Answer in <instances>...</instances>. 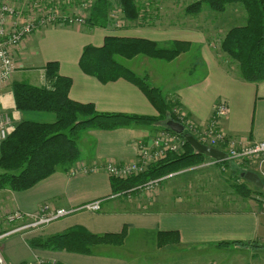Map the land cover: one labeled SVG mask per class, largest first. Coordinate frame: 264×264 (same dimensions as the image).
I'll list each match as a JSON object with an SVG mask.
<instances>
[{
  "label": "crops",
  "instance_id": "crops-1",
  "mask_svg": "<svg viewBox=\"0 0 264 264\" xmlns=\"http://www.w3.org/2000/svg\"><path fill=\"white\" fill-rule=\"evenodd\" d=\"M194 1L196 0L187 3L184 11ZM149 3L152 4L151 8L157 10L154 14L150 8L151 15H147L149 19L147 24H137L133 21L121 28L91 27L88 24L53 25L34 32L15 53L16 68L11 83L21 81L48 87L49 83L45 76L46 64L57 62L59 75L71 79L69 97L72 100L91 103L100 112L157 116L155 107L141 89L130 81L119 78L101 82L96 77L85 74L79 67L82 49L88 44L101 46L107 36L145 38L160 45L172 40L187 41L194 46H200L196 49V57L193 60L196 68L202 71L198 76L195 75L192 81L186 80L181 84L171 81L173 79H161L159 74L155 75L153 71L154 67L171 69L174 63L180 60L179 58L189 54L190 49L169 61L136 55L132 58L122 57L129 63L123 61L121 63L137 75L147 76L151 85L160 88L167 99L178 103V106L197 123H206L212 114L214 104L220 99L224 100L229 107L227 115L221 121L225 132L230 136L244 137L250 141H264V80L258 82L244 80L234 72L235 65L229 64L225 57L219 59L220 61L217 60L221 51L220 41L217 38L214 47L217 50H211L205 42L210 36L204 37L203 29L188 24L162 25L163 17H167L164 15L165 11L178 8L174 5L178 3L177 0H150ZM205 7L203 6L202 9ZM202 9L199 14L206 16ZM225 13L217 14V21L221 20ZM224 18H231L239 23L244 21L245 11L237 8L231 16L225 15ZM184 19L189 23V16ZM201 20L208 22L209 17ZM234 20L233 25L236 24ZM177 76L180 80L184 78L180 74ZM11 83L0 89V98L6 94L7 88L10 89ZM10 94L12 97L11 89ZM10 115L15 124L22 120L52 122L55 119V115L51 112L33 110L12 109ZM159 126V124L131 125L111 130L97 128L84 130L78 138L80 153L79 159L74 164L78 162L102 164L107 159L117 162L134 160L135 140L148 139L161 129ZM205 161L198 167L217 166L218 168L222 164L219 161L213 163L209 158ZM247 163L244 167L246 170L258 171L251 166L248 167ZM262 171L264 172L263 169ZM111 181L112 178L103 169L74 175L68 174L65 170H57L28 189L21 191L0 189L1 231L10 228L3 218L7 213L15 210L33 214L47 202L55 207L73 211L40 228L24 229L0 238V251L6 264L30 262L36 257L54 259L60 264H127V261L120 256L107 253L105 248L110 245H99L91 254H80L67 250L35 249L27 242L29 238L47 237L76 226L97 234L118 233L125 228V242L129 239L130 232L137 231L140 233L138 237L141 245L147 244L144 239L149 236L152 239V246L157 251L166 252L172 249V255L202 254L214 264H217V252L226 254L228 250L231 252L236 249L247 251L252 264H258L260 260L264 262V253L257 250L264 246V205L255 201L253 194L261 193L259 190L248 186L253 192L246 197L241 195L244 199L242 203L247 202L244 208L222 209L223 202H217L216 208L197 209L178 205L177 199L173 198L170 201L162 197L161 191L158 199L152 204L145 203V200L141 199L142 196H134L130 199L111 197L115 192ZM231 182L227 194L231 196L229 201L234 203L242 200V197L237 195L234 181ZM96 199L101 200L98 210L81 209L84 204ZM217 200L223 199L217 196ZM161 231H177L179 241L159 246L157 236ZM219 242L230 244L219 247L217 246ZM232 242H243L245 245L232 244ZM257 244L262 246L258 247ZM95 251L99 252L94 254Z\"/></svg>",
  "mask_w": 264,
  "mask_h": 264
},
{
  "label": "trees",
  "instance_id": "trees-1",
  "mask_svg": "<svg viewBox=\"0 0 264 264\" xmlns=\"http://www.w3.org/2000/svg\"><path fill=\"white\" fill-rule=\"evenodd\" d=\"M116 1L124 19L129 22L135 21L137 24L148 23L149 19L144 9L146 7H142L135 0ZM112 5L109 0H96L89 18L86 19L87 24L91 27H115L108 19V9ZM203 6L217 14L228 9L232 12L237 8L245 11L244 21L234 24L222 36L220 49L228 62L238 66L236 68L240 78L251 82L264 80V0H196L190 3L185 11L195 14ZM158 45L145 38L107 36L101 46L85 45L79 59L81 70L101 82L123 78L135 84L155 107L157 116L100 112L91 103L72 100L69 97L71 79L59 75L57 62L46 64L45 76L49 83L48 87L12 81L10 89L16 110L51 112L55 119L52 122L22 120L15 124L7 138L0 143V189L25 190L57 170L66 171L79 159L77 140L83 130L90 128L111 130L131 125L155 124H159V128H166L165 120L178 121L176 114L172 112L173 105L178 103L167 99L160 88L148 82L146 76L137 75L116 59L117 56L132 58L143 54L169 61L181 52L179 47L163 49ZM205 159L206 155L196 152L185 143L183 153L179 155L171 153L166 159L152 164L137 176L124 180L112 178L113 190L117 192L134 187L149 179L167 175L181 167V164L196 165L203 163ZM226 160L220 162L227 165ZM241 172H236L235 176L240 178ZM233 184L240 195L250 194L251 189L246 186L245 181ZM125 235V228L118 233L97 234L76 226L62 233L38 237L34 244L31 243L33 245L31 247L91 254L99 245L122 244ZM178 241L177 231L158 232L159 246ZM234 243L245 245L243 242H232ZM229 244L219 242L217 246Z\"/></svg>",
  "mask_w": 264,
  "mask_h": 264
},
{
  "label": "built area",
  "instance_id": "built-area-1",
  "mask_svg": "<svg viewBox=\"0 0 264 264\" xmlns=\"http://www.w3.org/2000/svg\"><path fill=\"white\" fill-rule=\"evenodd\" d=\"M96 0H0V89L10 85L16 68L15 53L19 47L36 31L53 25H82L86 15L90 13ZM121 14V8H120ZM122 15V14H121ZM115 27L121 28L124 24ZM174 113L178 121L187 127L188 133L199 142L216 147L226 153V157L238 163L252 160L264 161V141H250L244 137L228 135L221 126L229 107L224 100H218L206 123H197L189 117L180 106L175 105ZM15 123L8 110L0 111V143L7 138ZM187 141L182 134L167 128H161L148 139H136V158L125 162L107 159L102 164L78 162L66 171L70 175L91 173L103 169L111 178L124 180L145 172L152 164L157 163L169 153L181 154ZM226 158V159H227ZM210 159V158H209ZM216 162L218 160L210 159ZM206 162V161H204ZM203 164V163H201ZM168 176L153 178L134 187L114 192L111 197L149 195ZM264 180V173H262ZM101 200H93L84 204L81 209L96 211ZM264 202V196H263ZM264 205V203H261ZM72 209L55 207L51 203H43L33 214L19 210L9 212L3 221L10 228L0 230V238L24 229L40 228L53 220L67 216ZM0 264H6L0 251ZM18 264H60L54 259L36 257L33 261ZM213 264V263H208Z\"/></svg>",
  "mask_w": 264,
  "mask_h": 264
},
{
  "label": "rangeland",
  "instance_id": "rangeland-1",
  "mask_svg": "<svg viewBox=\"0 0 264 264\" xmlns=\"http://www.w3.org/2000/svg\"><path fill=\"white\" fill-rule=\"evenodd\" d=\"M150 0H135V2H138L142 5L145 11L147 12V15H151V5L149 3ZM158 1V0H155ZM171 1V0H168ZM175 1V0H174ZM191 0H177V4L174 3V5H177L178 8L176 9H167L165 11L164 15H167V17H163L162 19V25H190V26H196L197 28L203 29L204 37H209L210 39H206L207 46L213 50L216 51V43L217 38L221 43L222 36L225 34V32L233 26V20L231 18H224L225 15L231 16L234 11L230 12L229 9L226 11V13L222 16V19L217 21V13L212 11L210 8L202 9L204 10V14L206 16H202L201 14L195 13V14H186L184 11V6L189 3ZM184 2V3H183ZM109 3H113V5L108 9V19L110 20L111 24L114 26L122 25V15L120 14V6L116 0H109ZM155 3V2H154ZM153 13L155 12V8H151ZM159 13V12H156ZM215 13V14H213ZM155 14V13H154ZM197 15V16H196ZM187 16H189V23H186ZM142 15L139 16L141 18ZM193 17L195 19H193ZM209 17V21H202L201 19ZM220 17V16H219ZM89 18V15L87 14L84 20V24H87L86 19ZM198 21V22H197ZM228 21V22H227ZM236 23L237 21L234 20ZM205 22V23H204ZM230 22V23H229ZM129 21L126 19L124 20V24L122 27L128 25ZM112 27V26H110ZM209 40V41H208ZM177 42V40H172L167 42V44H159V47H162L163 49H172L179 47V51L185 52L189 50V54L186 56L179 58L180 60L178 62H175L174 66L171 67V69H160L157 67L153 68V71L155 75L159 74V78L163 79H173L171 81L177 82V83H184L186 80L192 81L193 77L195 75H199L202 71L200 68H196L194 65L193 58L196 57V49L200 46L198 45H192L189 44L187 41L184 43L183 41ZM155 42V41H154ZM157 43V42H156ZM183 43V44H182ZM158 44V43H157ZM179 53V54H180ZM178 54V55H179ZM143 55V54H138ZM147 56V55H146ZM150 57V56H148ZM177 57V56H176ZM224 53L222 51H219V56L217 57V60H221L224 58ZM119 62H125L129 63L127 60H124L121 56L116 57ZM154 58V57H151ZM160 59V58H156ZM225 59V58H224ZM162 61H166L164 59H161ZM219 60V61H220ZM193 63V64H192ZM236 65L234 63H230ZM238 66H234L235 69L234 72H237ZM181 72V73H178ZM178 74L184 76V78H181L183 80H180ZM174 76V77H173ZM147 77V76H146ZM166 81V80H165ZM169 81V84L171 83ZM150 84L151 81H148ZM0 103L2 104V107L0 110H10L15 109L14 104L12 102V97L10 94V89H6V94L0 98ZM176 104L172 107V112L174 113V107ZM178 105V104H177ZM46 113V112H44ZM46 115V114H44ZM46 116H43L45 118ZM168 129V128H167ZM160 130V129H159ZM84 131V130H83ZM83 131L79 134V136L83 133ZM189 129L186 127L184 132L188 133ZM155 133H153L154 136ZM79 138V137H78ZM150 138V137H149ZM78 142V140H77ZM209 146V145H208ZM213 147V146H211ZM216 148V147H215ZM171 154V153H169ZM169 154L166 156V158L169 156ZM179 155V154H176ZM164 158V159H166ZM207 158L214 159L212 157L207 156ZM227 158V157H226ZM225 158V159H226ZM216 160V159H214ZM219 162L221 160H218ZM227 165L222 163L218 168L217 166L214 167H198L200 164H181L178 169L175 171L169 172L166 177L158 186L157 190L155 189L152 193L149 195L142 196V200H145V203L152 204L155 203V200L158 199L160 191L163 193L162 197L170 199V201L174 199H177L178 205L189 207V208H216L217 202H223L221 204L222 209H229V208H244L246 203H242L244 201L243 197L238 193L237 195L242 197L240 201L232 203L230 199V195L227 194L229 191V188L231 187V180L234 181L233 183H240L241 181L246 182V186H251L253 189L258 188L251 182L245 180L240 175V178H237L235 176V173L241 172L244 170L246 171L245 164L247 161H243L238 163L237 161L230 160L227 158L226 160ZM220 164V163H219ZM242 165V166H241ZM248 167H252L255 169H258V171L254 170L255 173H257L261 180L264 182L262 178V169L264 170V161L257 159L252 160L251 162L247 163ZM216 167V168H215ZM218 169V170H217ZM224 177L228 178L225 179ZM150 180V179H149ZM226 180V181H225ZM163 183V185H162ZM258 190L261 193L254 192V198L255 201H258L259 203L263 202V196H264V190L258 188ZM253 192L251 189L250 194ZM249 194V195H250ZM247 195V196H249ZM217 196L222 198L223 200L218 201ZM246 197V196H245ZM226 198V199H225ZM176 201V202H177ZM180 201V202H179ZM241 202V203H240ZM248 205V204H247ZM206 206V207H204ZM39 232V231H38ZM129 239L125 242H123L121 245H110L108 246L106 251L107 253L114 254L116 256H120L121 258L125 259L127 261V264H208L209 258L202 254H179V255H172L173 250H168L166 252L164 251H157L156 248L152 246V239L147 236L144 240L147 241V244L141 245V242L139 241L138 233L137 231L130 232ZM38 238V237H37ZM141 238V235H140ZM36 238H29L28 244L29 246H33V244L36 242ZM107 246V245H106ZM33 248V247H32ZM37 249V248H35ZM258 252L264 253V247L258 248ZM99 251H95L94 254H97ZM227 254V255H226ZM225 252H217V264H252L250 260V255L247 254V251L241 249V250H233L230 252V250ZM264 255V254H263ZM214 264V263H213ZM258 264H264L262 260H260V263Z\"/></svg>",
  "mask_w": 264,
  "mask_h": 264
},
{
  "label": "water",
  "instance_id": "water-1",
  "mask_svg": "<svg viewBox=\"0 0 264 264\" xmlns=\"http://www.w3.org/2000/svg\"><path fill=\"white\" fill-rule=\"evenodd\" d=\"M164 126L176 133L182 134L187 143L193 147L196 152L200 154H204L206 156L212 157L216 160H224L226 158V153L218 148L208 146L199 142L193 135L184 132V127L179 121H175L173 119H167L164 121ZM241 177L245 180L251 182L255 186L264 190V182L261 180L260 176L251 171L246 170L241 172ZM256 246L261 247V244H257Z\"/></svg>",
  "mask_w": 264,
  "mask_h": 264
}]
</instances>
